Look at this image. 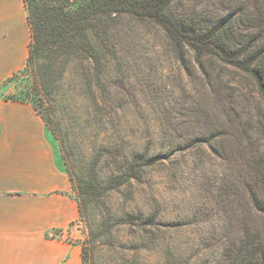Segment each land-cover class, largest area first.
Wrapping results in <instances>:
<instances>
[{
	"label": "rangeland",
	"instance_id": "374dc122",
	"mask_svg": "<svg viewBox=\"0 0 264 264\" xmlns=\"http://www.w3.org/2000/svg\"><path fill=\"white\" fill-rule=\"evenodd\" d=\"M257 8L264 0H176L172 12L201 21L234 11L246 27ZM109 43L100 88L82 75L86 63L72 64L44 97L67 171L90 192L68 235L86 249L85 264L261 258L264 94L187 47L183 63L160 25L132 14L111 22ZM32 82L19 71L0 95L25 97Z\"/></svg>",
	"mask_w": 264,
	"mask_h": 264
},
{
	"label": "trees",
	"instance_id": "16d2710c",
	"mask_svg": "<svg viewBox=\"0 0 264 264\" xmlns=\"http://www.w3.org/2000/svg\"><path fill=\"white\" fill-rule=\"evenodd\" d=\"M175 1L24 0L31 41L27 64L20 72L33 78L32 88L25 92V97L6 99L31 103L50 125L43 111L48 110L44 97L50 95L52 84L60 82L72 64L85 66L86 63V72L82 75L88 79L93 76L94 85L100 88L110 49L111 22L122 13L160 25L180 51L183 63L182 49L187 47L199 60L215 58L222 65L240 71L252 87L264 94V12L255 9L252 16L247 17L254 25L246 27L243 18L237 17L234 11L214 13L209 19L196 21L193 17L174 14ZM69 175L73 190L78 193L80 216L84 219L90 192L86 190L85 181L76 183ZM256 200L259 201L257 210L264 213V208H260L264 197ZM85 253L83 247V264L86 263ZM251 263L264 264V254Z\"/></svg>",
	"mask_w": 264,
	"mask_h": 264
},
{
	"label": "crops",
	"instance_id": "0c3cea01",
	"mask_svg": "<svg viewBox=\"0 0 264 264\" xmlns=\"http://www.w3.org/2000/svg\"><path fill=\"white\" fill-rule=\"evenodd\" d=\"M30 41L24 0H0V88L26 66ZM72 190L41 115L0 95V264H83L68 238L80 218Z\"/></svg>",
	"mask_w": 264,
	"mask_h": 264
}]
</instances>
